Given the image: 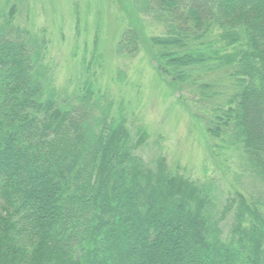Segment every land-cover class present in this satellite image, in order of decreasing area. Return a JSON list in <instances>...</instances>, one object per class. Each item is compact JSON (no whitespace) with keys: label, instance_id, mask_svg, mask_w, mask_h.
<instances>
[{"label":"trees","instance_id":"1","mask_svg":"<svg viewBox=\"0 0 264 264\" xmlns=\"http://www.w3.org/2000/svg\"><path fill=\"white\" fill-rule=\"evenodd\" d=\"M133 1L163 34L130 25L113 55L142 43L166 88L196 98L212 147L264 185V0ZM17 13L0 2V264H264V204L219 211L211 182L145 164L142 135L87 76L76 104H59L47 42Z\"/></svg>","mask_w":264,"mask_h":264},{"label":"rangeland","instance_id":"2","mask_svg":"<svg viewBox=\"0 0 264 264\" xmlns=\"http://www.w3.org/2000/svg\"><path fill=\"white\" fill-rule=\"evenodd\" d=\"M8 1L9 6L17 5L18 23L47 42L44 62L59 104H76L87 76L112 103L111 114L122 113L132 141L142 135V145L134 154L145 164L151 167L161 157L170 172L196 183L211 182L217 189L219 211L227 204H239V197L246 204H264V185L244 171L240 157L212 147L199 119L202 112L194 105L196 98L166 88L142 43L133 58L113 55L122 29L130 25L137 24L144 38L163 34L162 25L137 17L133 0ZM96 34L102 68L90 62ZM231 223L232 211L222 224L225 234Z\"/></svg>","mask_w":264,"mask_h":264}]
</instances>
